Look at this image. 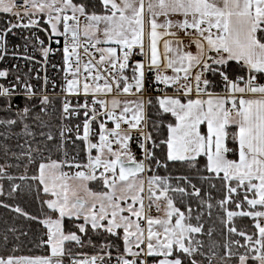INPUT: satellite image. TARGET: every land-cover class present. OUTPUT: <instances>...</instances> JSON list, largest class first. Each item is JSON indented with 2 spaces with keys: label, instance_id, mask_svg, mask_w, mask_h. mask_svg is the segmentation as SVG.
<instances>
[{
  "label": "snow or ice",
  "instance_id": "obj_1",
  "mask_svg": "<svg viewBox=\"0 0 264 264\" xmlns=\"http://www.w3.org/2000/svg\"><path fill=\"white\" fill-rule=\"evenodd\" d=\"M0 14V61H35L31 44L45 64L58 54L63 74L50 92L47 75L37 89L0 70V136L26 137L0 181L10 198L35 188L41 215L0 207L42 225L30 243L44 252L16 255L29 233L9 228L0 264H264V0H0ZM16 29L29 30L23 55L9 48ZM57 112L58 142L43 131ZM214 210L223 252L199 238ZM93 235L104 242L88 255Z\"/></svg>",
  "mask_w": 264,
  "mask_h": 264
},
{
  "label": "trees",
  "instance_id": "obj_2",
  "mask_svg": "<svg viewBox=\"0 0 264 264\" xmlns=\"http://www.w3.org/2000/svg\"><path fill=\"white\" fill-rule=\"evenodd\" d=\"M55 99V98H54ZM21 103V107L23 106L22 101H18ZM57 108H59V105H57ZM38 111V109H37ZM7 118V115L0 111V119ZM51 121V127L45 128L43 131L48 132L51 131V133L57 137V142L59 141V130H60V121H59V114L58 112L51 117H45V120ZM28 123L32 126V130L37 134L36 140H40L39 132L41 129L36 126V123L32 120H29ZM8 130L5 129L2 125H0V132H7ZM12 135H10V138L5 141L3 136H0V145L6 144L9 149L10 153L8 157H5L3 155V152L0 151V164L4 163H11L15 164L17 161L11 156V152H16L19 154L22 149L17 147L18 144H24L26 137H24L22 133V127L21 126H14L11 129ZM27 139L31 140L30 137ZM36 140L32 141V146L35 147ZM52 144V149L50 152L52 159H63V149L57 150L56 142H49ZM27 148V145H25V149ZM67 150L69 154H75V150L73 149L72 145L69 144L67 146ZM49 153H46L48 155ZM10 174L19 176L23 173L24 169L23 167L17 169L12 168L8 170ZM171 173L173 175H184L188 173V170L185 168H172ZM31 172H29V175ZM0 183L4 184V195L0 196V202L9 203L13 206L19 205L21 208H23L25 211L29 212L32 215H41V205L40 201L36 198V192L35 188H33L31 191H29L27 188H23V190H18L17 193L13 194L14 198H10L8 196L9 191L11 190V186L7 181H0ZM16 183H22V185H26L30 182H20L16 181ZM207 188V185H205ZM41 195H43L41 193ZM213 195H216L215 192H213ZM216 211H213V216L211 219H209L207 216L204 217V228L205 233L209 228L213 229V234L211 237H209L207 234L200 236L199 238L202 239L205 243V246L207 248L208 245L212 243H216L218 245L217 251L223 252L222 245L227 241L228 237L226 234L225 226L220 223V221L216 218ZM235 223L238 228H248L250 230L251 228V221L249 218L246 217H237L235 220ZM9 228H15L17 229L16 233H10L7 234L10 236V238H14V236H19L20 231H27L29 235L27 237L20 236V244L19 248L20 251L16 253V255H26V256H36V255H43V249L38 248L35 243H30V241H33L34 239H37L41 232H42V225H38L35 221L27 220L24 217L19 216L16 213L11 212L9 209H5L3 207H0V236H3ZM239 239V237H236ZM93 242L96 243L97 247L94 249L90 245H87L82 251L86 252L88 255L97 254V251L99 249L100 244H102L104 241L98 237L97 235H93L92 237ZM3 249L0 248V252H2ZM10 251V249H9Z\"/></svg>",
  "mask_w": 264,
  "mask_h": 264
},
{
  "label": "built area",
  "instance_id": "obj_3",
  "mask_svg": "<svg viewBox=\"0 0 264 264\" xmlns=\"http://www.w3.org/2000/svg\"><path fill=\"white\" fill-rule=\"evenodd\" d=\"M22 10V9H21ZM8 17H6L4 14H0V29H3ZM17 34L11 35L9 34L8 40H9V48L11 49L13 45H19L18 53L20 55L25 54L24 53V44L25 41L21 39V33L24 35L29 34V30L25 29H16L14 30ZM34 31V30H33ZM41 38L43 39V34H40ZM27 55L29 56H35V61H39L38 63L35 61H25L23 59H14L11 54L5 58V60L0 61V70L7 69L10 73V78H14L16 75H21L25 77L26 79H29L30 82L37 88L40 89L43 86V77L47 75L49 79V91L51 92V81L55 80L57 83H59L62 80V73L58 72L57 69H54L52 67V64H57L58 66L61 63L60 56L57 54L55 57L50 56L49 62L45 64L43 57L41 53L37 49H33L31 44L28 47ZM29 69H31L29 71ZM39 75L41 78L40 80L35 79V77ZM3 82V81H0ZM57 92H59V89H57ZM55 98V95H54ZM73 155V154H70Z\"/></svg>",
  "mask_w": 264,
  "mask_h": 264
}]
</instances>
